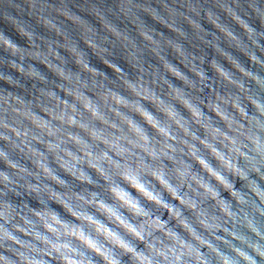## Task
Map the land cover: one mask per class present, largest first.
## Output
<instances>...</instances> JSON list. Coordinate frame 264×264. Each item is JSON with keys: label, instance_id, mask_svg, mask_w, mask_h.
I'll list each match as a JSON object with an SVG mask.
<instances>
[{"label": "clouds", "instance_id": "clouds-1", "mask_svg": "<svg viewBox=\"0 0 264 264\" xmlns=\"http://www.w3.org/2000/svg\"><path fill=\"white\" fill-rule=\"evenodd\" d=\"M0 264H264V0H0Z\"/></svg>", "mask_w": 264, "mask_h": 264}]
</instances>
